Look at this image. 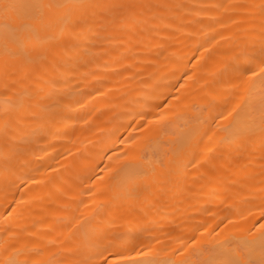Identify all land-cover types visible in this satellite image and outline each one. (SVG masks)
<instances>
[{
	"label": "bare ground",
	"instance_id": "bare-ground-1",
	"mask_svg": "<svg viewBox=\"0 0 264 264\" xmlns=\"http://www.w3.org/2000/svg\"><path fill=\"white\" fill-rule=\"evenodd\" d=\"M0 264H264V0H0Z\"/></svg>",
	"mask_w": 264,
	"mask_h": 264
}]
</instances>
